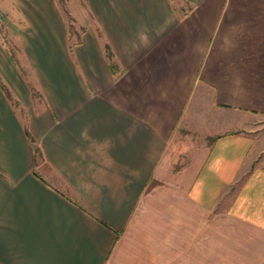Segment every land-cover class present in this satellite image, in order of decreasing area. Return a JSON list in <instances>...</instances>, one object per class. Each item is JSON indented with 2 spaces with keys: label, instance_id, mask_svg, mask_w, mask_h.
Instances as JSON below:
<instances>
[{
  "label": "crops",
  "instance_id": "1",
  "mask_svg": "<svg viewBox=\"0 0 264 264\" xmlns=\"http://www.w3.org/2000/svg\"><path fill=\"white\" fill-rule=\"evenodd\" d=\"M11 1L0 264H264V0Z\"/></svg>",
  "mask_w": 264,
  "mask_h": 264
},
{
  "label": "rangeland",
  "instance_id": "2",
  "mask_svg": "<svg viewBox=\"0 0 264 264\" xmlns=\"http://www.w3.org/2000/svg\"><path fill=\"white\" fill-rule=\"evenodd\" d=\"M54 1L64 19L66 30H69V28L72 27V31L76 34L79 33V29L82 28L81 26L83 22H85L86 25L89 24V19H87L85 8L82 6L80 0ZM173 4L178 6L181 4V0H173ZM20 24L21 18L18 16V11L16 10L12 1L0 0V56L6 55V57H8L9 60L17 67L16 69L18 70L19 68V73L25 74L24 77L27 82L31 83L30 75L26 68L27 65L23 62L22 54L19 51L17 32ZM71 39L73 41L74 37H71ZM228 230L234 231L235 227L233 225H228ZM224 240L223 242H225ZM222 244V246H224V243ZM240 244V246H242L243 241L240 242ZM223 251L224 249H222V264H228L229 257H224ZM239 260L240 258H238V264L240 263Z\"/></svg>",
  "mask_w": 264,
  "mask_h": 264
},
{
  "label": "trees",
  "instance_id": "3",
  "mask_svg": "<svg viewBox=\"0 0 264 264\" xmlns=\"http://www.w3.org/2000/svg\"><path fill=\"white\" fill-rule=\"evenodd\" d=\"M83 30H81L82 32ZM72 34V35H71ZM99 35V34H97ZM67 37H68V48L69 50L71 49L72 45L74 44H78L79 43V37L78 35L75 34V32L72 31V27L69 28V30H67ZM71 37H74V40L71 41ZM102 52L104 54V58L106 60V62L108 63V68L110 69V72L113 74L115 72V67L114 65H112L111 63V59H112V52L110 51V48L107 45H103L102 46ZM15 66V65H14ZM16 67V66H15ZM17 68V67H16ZM19 70V68H18ZM19 72V71H18ZM20 76L26 81L25 79V74H21L19 73ZM26 85L28 87V90L30 92V95L32 97H35V90L33 88V86L31 84H29L28 82H26ZM0 90L3 93L5 99L7 100V102L10 104V106L12 107H16L17 106V102L13 99L10 91L8 90V88L2 83V81L0 80ZM24 134L26 136V138L28 139L30 146H31V150H32V154H33V158L34 160L40 157V151L38 149V147H36L32 141V139L30 138V136L28 135L27 131L24 128ZM215 139V138H214Z\"/></svg>",
  "mask_w": 264,
  "mask_h": 264
}]
</instances>
